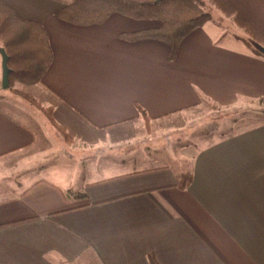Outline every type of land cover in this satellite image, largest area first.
<instances>
[{
    "label": "crops",
    "instance_id": "crops-1",
    "mask_svg": "<svg viewBox=\"0 0 264 264\" xmlns=\"http://www.w3.org/2000/svg\"><path fill=\"white\" fill-rule=\"evenodd\" d=\"M67 1L0 0L42 23L52 50L41 82L15 89L73 138H59L57 158L37 171L36 158L53 150L43 124L53 128L19 97L0 95V264H150L149 255L158 264H264V119L233 118L182 166L179 153L166 161L163 144L135 143L145 118L160 133L209 105L264 112V57L235 38L233 23L236 32L211 17L171 56L163 42L122 36L159 21L113 14L73 26L56 16ZM223 1L264 40V0Z\"/></svg>",
    "mask_w": 264,
    "mask_h": 264
},
{
    "label": "trees",
    "instance_id": "trees-1",
    "mask_svg": "<svg viewBox=\"0 0 264 264\" xmlns=\"http://www.w3.org/2000/svg\"><path fill=\"white\" fill-rule=\"evenodd\" d=\"M223 17L231 18L239 30L235 38L241 40L254 54L264 57V40L236 15L223 0H211ZM120 14L134 20H156L160 27L131 34H122L130 41L156 40L167 44L170 54L176 52L179 42L192 30L201 27L210 14L203 9L200 0H68L56 16L73 26L103 24L111 15ZM0 47L8 58L9 88L7 91L40 111L57 132L62 141L73 142L71 135L58 125L50 108L42 107L32 96L16 90L13 85L40 83L52 62V50L44 25L21 19L14 9L0 2ZM192 177L184 174L180 188L187 189ZM150 264H158L153 255Z\"/></svg>",
    "mask_w": 264,
    "mask_h": 264
},
{
    "label": "rangeland",
    "instance_id": "rangeland-1",
    "mask_svg": "<svg viewBox=\"0 0 264 264\" xmlns=\"http://www.w3.org/2000/svg\"><path fill=\"white\" fill-rule=\"evenodd\" d=\"M200 1L202 2L205 12L209 13L213 20L217 21L218 19L222 21V24L228 29V31H237L232 24V19L227 17L223 18V15H221L218 9L215 8L211 0ZM13 87L15 88V84L13 85ZM0 95L15 102L18 101L17 97L12 96L8 91H5L3 89H0ZM21 104L28 108V106L24 102H22ZM209 107L210 108L198 110L196 114H187L179 118L170 120L168 122V125L160 124V129L164 130L160 133L157 131V128L154 126V124H152L148 118H145L144 121H142L144 132L142 135L136 138L135 143L138 142V145L143 146L142 149H147L149 147L152 150L154 149L156 152H160V144H163L164 147L161 148H163L164 154L166 156V161L171 166H173L174 162L175 164L177 163V154L179 153V158L181 157L182 159H179V165L182 166V161L184 162V165L190 163L189 154L198 153L197 151H200L209 143L216 141L217 139L222 137L224 133H227L232 124L233 118L246 114L245 118H248V121L251 123L262 122L264 119V112H262L261 109L259 111L257 110V112L255 113L252 112V110L256 111V108L252 109L253 106L248 107V105H246L242 107H231L229 108V111L216 109L212 105H209ZM140 111L141 114L145 115V112L142 109H140ZM259 114H261V117H258ZM252 115H256V118L252 117ZM20 119L22 121H25L22 118ZM43 125L47 137L50 138L53 142V146L50 142L52 148L55 146V144L61 143V141H59L60 137L57 135V133L46 123H44ZM56 152L57 149L53 148V150H50V153H46L45 155L43 154V156H38L36 158V161L37 166L39 164L40 166H38L37 171H39L40 167L47 165L49 161L57 158ZM5 176V180H8L11 175Z\"/></svg>",
    "mask_w": 264,
    "mask_h": 264
},
{
    "label": "water",
    "instance_id": "water-1",
    "mask_svg": "<svg viewBox=\"0 0 264 264\" xmlns=\"http://www.w3.org/2000/svg\"><path fill=\"white\" fill-rule=\"evenodd\" d=\"M9 74H10V69L8 68V58L5 52H3L1 87L4 90H7L10 86Z\"/></svg>",
    "mask_w": 264,
    "mask_h": 264
}]
</instances>
